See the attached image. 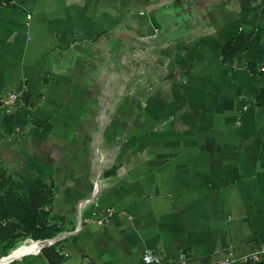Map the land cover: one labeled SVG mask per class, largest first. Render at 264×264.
Listing matches in <instances>:
<instances>
[{
  "label": "crops",
  "instance_id": "crops-1",
  "mask_svg": "<svg viewBox=\"0 0 264 264\" xmlns=\"http://www.w3.org/2000/svg\"><path fill=\"white\" fill-rule=\"evenodd\" d=\"M263 64L264 0H11L0 172L49 186L79 264H240L264 245Z\"/></svg>",
  "mask_w": 264,
  "mask_h": 264
},
{
  "label": "trees",
  "instance_id": "trees-1",
  "mask_svg": "<svg viewBox=\"0 0 264 264\" xmlns=\"http://www.w3.org/2000/svg\"><path fill=\"white\" fill-rule=\"evenodd\" d=\"M10 1L0 0V5ZM238 39L224 47L225 59L244 49L241 43L238 46ZM52 198L49 186L37 176L28 175L19 179L0 172V258L26 239L39 241L61 234L63 229L51 222L49 212L42 209L50 205ZM28 255L8 264H61L65 260L60 241L39 248L36 255ZM240 264H264V253L256 261L242 260Z\"/></svg>",
  "mask_w": 264,
  "mask_h": 264
},
{
  "label": "built area",
  "instance_id": "built-area-1",
  "mask_svg": "<svg viewBox=\"0 0 264 264\" xmlns=\"http://www.w3.org/2000/svg\"><path fill=\"white\" fill-rule=\"evenodd\" d=\"M28 18L30 17L29 15L27 16ZM260 70L264 71V64L260 66ZM16 100V95L15 94H10V96L3 100L2 102L5 105H12ZM98 192V189L96 187H94L92 195L95 196ZM89 199L84 200V202L88 201ZM43 210L45 211H49L50 207L48 205L43 206L42 207ZM116 215H120V212H117L113 207H109V208H104V209H100L98 212L92 214L91 217H87L84 218L85 221H89V222H93L97 225H104L106 224L110 219H112L114 216ZM82 221V220H81ZM28 240V239H27ZM31 240V239H29ZM264 253V245L250 251L249 253H247L246 255H244L241 258V261H247V260H252V261H256L259 258L260 254ZM142 261L144 262V264H152V263H158V259L154 256L152 250L147 249L143 255H142ZM233 260L230 257L224 256L221 258L216 259L215 261L206 263V264H232ZM182 264H188V263H182Z\"/></svg>",
  "mask_w": 264,
  "mask_h": 264
},
{
  "label": "bare ground",
  "instance_id": "bare-ground-1",
  "mask_svg": "<svg viewBox=\"0 0 264 264\" xmlns=\"http://www.w3.org/2000/svg\"><path fill=\"white\" fill-rule=\"evenodd\" d=\"M27 244L20 245L17 248L13 249L10 252V255L7 257H2L0 259V264H6L7 261L10 259H20L24 255L28 254H36L39 248H41L44 245V242L42 241H36V240H27L25 241ZM24 242V243H25Z\"/></svg>",
  "mask_w": 264,
  "mask_h": 264
},
{
  "label": "rangeland",
  "instance_id": "rangeland-1",
  "mask_svg": "<svg viewBox=\"0 0 264 264\" xmlns=\"http://www.w3.org/2000/svg\"><path fill=\"white\" fill-rule=\"evenodd\" d=\"M49 216H50V213H49ZM81 220H82L83 224H85V223L90 224V222L88 223L87 221L84 220V218H82ZM25 241H27V239L24 240V242ZM24 242L21 243V245L27 244L26 242L25 243ZM30 255L33 256L36 254H29L28 256H30ZM24 256H27V255H24ZM79 263H80L79 258L70 256V257L65 258V260L61 264H79Z\"/></svg>",
  "mask_w": 264,
  "mask_h": 264
},
{
  "label": "water",
  "instance_id": "water-1",
  "mask_svg": "<svg viewBox=\"0 0 264 264\" xmlns=\"http://www.w3.org/2000/svg\"><path fill=\"white\" fill-rule=\"evenodd\" d=\"M61 237H62L61 234H59V235L54 236L53 238H50V239L40 240V241L44 242V245H43L42 247H44V246H49V245L55 243L56 241L60 240ZM42 247H41V248H42ZM8 255H10V253H8L7 255L2 256V257H7ZM2 257H1V258H2ZM1 258H0V259H1ZM13 260H16V258H14V259H10L9 261L6 262V264H8L9 262H11V261H13Z\"/></svg>",
  "mask_w": 264,
  "mask_h": 264
},
{
  "label": "clouds",
  "instance_id": "clouds-1",
  "mask_svg": "<svg viewBox=\"0 0 264 264\" xmlns=\"http://www.w3.org/2000/svg\"><path fill=\"white\" fill-rule=\"evenodd\" d=\"M49 212V211H48ZM32 240V239H31Z\"/></svg>",
  "mask_w": 264,
  "mask_h": 264
}]
</instances>
